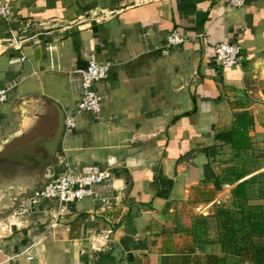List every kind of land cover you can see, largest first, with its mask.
I'll return each mask as SVG.
<instances>
[{"label":"crops","instance_id":"1","mask_svg":"<svg viewBox=\"0 0 264 264\" xmlns=\"http://www.w3.org/2000/svg\"><path fill=\"white\" fill-rule=\"evenodd\" d=\"M242 1L4 0L0 86L9 95L0 105V146L45 126L50 107L31 101L23 109L25 98L44 97L64 115L74 110L80 71L93 58L109 65L107 78L93 83L107 98L63 133L56 175L94 165L109 179L91 196L45 200L22 217L1 187L0 264H204L207 254H221L218 243L195 240V218L217 238V210L234 208L226 167L252 162L240 181L264 179V81L247 77L248 64L264 54V0ZM174 29L186 41L165 54ZM220 42L241 47L240 66L216 64ZM244 112L252 118L250 148L240 159L232 129ZM19 170L0 163V181L23 179ZM40 171L26 179H40Z\"/></svg>","mask_w":264,"mask_h":264},{"label":"trees","instance_id":"2","mask_svg":"<svg viewBox=\"0 0 264 264\" xmlns=\"http://www.w3.org/2000/svg\"><path fill=\"white\" fill-rule=\"evenodd\" d=\"M252 118L240 113L235 118L232 129V150L236 157L250 148L248 129ZM264 159V152L259 155ZM242 159V158H240ZM255 165L239 160L223 171L225 183L235 186L232 190L233 207L219 208L216 213L218 235L216 239L207 237V221L195 218L192 233L199 243H218L221 254H207L204 264H240L245 260L250 264H264V179L259 175L243 179Z\"/></svg>","mask_w":264,"mask_h":264},{"label":"built area","instance_id":"3","mask_svg":"<svg viewBox=\"0 0 264 264\" xmlns=\"http://www.w3.org/2000/svg\"><path fill=\"white\" fill-rule=\"evenodd\" d=\"M233 6H241L242 0H230ZM10 15L9 7L0 0V18L7 19ZM186 37L177 29H174L167 38L163 52L185 43ZM216 64L222 68H234L240 66L243 60L241 47L229 42H220L214 46ZM109 65L89 61L88 66L80 71L81 97L74 110L64 115V132L71 133L76 127V118L79 113H99L101 106L107 98L106 91H98L93 88V83L107 78ZM9 88L0 86V105L6 102ZM109 179V174L98 166L90 165L80 171L64 170L55 175L42 188L35 190L28 196L21 197L14 206V216L22 217L38 206L41 202L55 201L59 205L69 204L85 196L94 194V187L104 185ZM1 209V206H0Z\"/></svg>","mask_w":264,"mask_h":264},{"label":"water","instance_id":"4","mask_svg":"<svg viewBox=\"0 0 264 264\" xmlns=\"http://www.w3.org/2000/svg\"><path fill=\"white\" fill-rule=\"evenodd\" d=\"M260 74L263 77H260ZM247 77L255 83L254 85L260 78L264 81V54L257 56L248 64ZM31 101H35L37 108L41 103L50 107V110L45 114L48 118H44L45 126L38 131L25 134L18 132L7 138L0 146V163L1 169L8 171L28 165L27 161L34 164L35 168L42 170L41 176H39L41 185L27 188L24 184L17 186L9 182L6 185V187L8 186L7 192L13 198L14 205L19 198L28 196L35 190L42 188L55 177L57 154L64 133V111L61 106L44 97L32 96L21 101L23 109L25 104ZM36 115L38 116V114Z\"/></svg>","mask_w":264,"mask_h":264},{"label":"rangeland","instance_id":"5","mask_svg":"<svg viewBox=\"0 0 264 264\" xmlns=\"http://www.w3.org/2000/svg\"><path fill=\"white\" fill-rule=\"evenodd\" d=\"M27 163H28V165H26L24 167L22 166V168H19L20 169L19 174H20V176H22L23 179H17L16 181L14 180L11 183H13L14 185H17V186L24 184L25 186H28L30 188L40 186L41 185V179L33 180V181L27 180L28 178L26 179L27 176H29V177L35 176V174L41 172L40 170L35 168L34 164H30L28 161H27ZM16 171H18V170H16ZM6 183L7 182H5V181H0V189H2L1 187H5L7 185ZM13 215H14V213H13Z\"/></svg>","mask_w":264,"mask_h":264}]
</instances>
